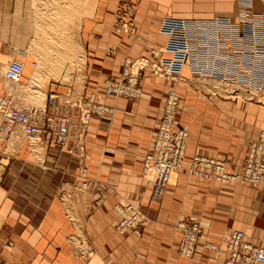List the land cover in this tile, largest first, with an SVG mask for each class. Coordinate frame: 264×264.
I'll list each match as a JSON object with an SVG mask.
<instances>
[{"label": "crops", "instance_id": "0c3cea01", "mask_svg": "<svg viewBox=\"0 0 264 264\" xmlns=\"http://www.w3.org/2000/svg\"><path fill=\"white\" fill-rule=\"evenodd\" d=\"M120 1L94 0L88 11L85 0L87 15L97 6L80 32L85 52L81 96L114 113L93 115L82 132L74 131L73 150L49 139L48 131L40 139L20 128L0 135V264H227L225 240L237 231L264 248V183L257 188L242 179L220 183L190 172L194 158L206 156L226 161L229 173L241 174L249 143L264 134L263 106L226 102L213 97L221 94L218 90L209 89L213 96H208L195 89L192 84L200 86V80L169 81L147 71L140 75L139 99L105 94L109 82L122 78L127 60L152 59V49L159 57L169 56L168 21L215 16L238 21L240 0H132L136 35L117 31ZM251 3L253 13L264 16V0ZM32 15L23 0H0V98L51 115L48 95L55 93L56 115L75 121L78 113L68 100L75 96L72 85L49 79L44 88L29 87L38 62L31 50ZM259 24L263 32L264 21ZM14 59L24 63L20 87L4 76ZM182 73L191 78L188 68ZM173 90L180 97L176 126L189 132L187 152L175 182L155 200L143 177V159L156 152L159 121ZM40 96H45L42 103ZM123 201L147 218L138 233L118 229L121 215L115 207ZM181 222L196 223L205 234L192 258L179 255ZM206 240L220 247L209 249Z\"/></svg>", "mask_w": 264, "mask_h": 264}, {"label": "built area", "instance_id": "2783aa9c", "mask_svg": "<svg viewBox=\"0 0 264 264\" xmlns=\"http://www.w3.org/2000/svg\"><path fill=\"white\" fill-rule=\"evenodd\" d=\"M134 5L132 0H121L116 10L118 17L117 31L136 35L137 28L133 24ZM238 21L230 17L215 16L212 18H192L180 21H168L167 32L170 40L165 49L169 56L159 57L152 49L154 57H142L134 61L127 60L122 78L109 82L105 94L115 99L126 96L139 99L142 96L140 87L141 72H151L155 76L175 82L193 80L218 82L254 93L260 99L264 96V28L259 24L264 16H257L252 11L251 0H240ZM37 63H34L36 66ZM188 68L191 78L185 77L182 71ZM5 78L13 84L22 83L24 63L14 59L4 70ZM48 100L52 114H46L39 107H18L8 96L0 98V114L3 124L0 135H12L17 128L33 139H40L45 131L48 138L62 147L74 149L73 120L69 115L58 116L54 108L58 105L59 96L49 93ZM180 97L171 91L166 99L163 115L155 136L153 155L143 159V177L151 184L152 196L161 200L169 187L175 182L187 152L189 132L177 128ZM69 107L79 111L80 123L86 119L84 127L93 115L114 113V109L98 104L91 97L71 103ZM80 130V129H79ZM78 130V131H79ZM200 168L211 170L202 173ZM193 175H204L220 183H229L242 179L257 188L264 183V134L249 143L248 153L242 165V173L233 175L227 171L226 161L196 156L190 170ZM115 209L121 215L118 225L120 231L132 230L136 233L147 222L146 216L130 202L123 201ZM182 232L179 244V255L192 258L200 239L205 234L196 223L181 222L177 225ZM230 258L227 264H259L264 263V248L254 246L245 241V233L237 231L225 240ZM207 248L216 250L218 245L208 240Z\"/></svg>", "mask_w": 264, "mask_h": 264}, {"label": "rangeland", "instance_id": "374dc122", "mask_svg": "<svg viewBox=\"0 0 264 264\" xmlns=\"http://www.w3.org/2000/svg\"><path fill=\"white\" fill-rule=\"evenodd\" d=\"M23 2L24 7L33 9L32 20L34 37L31 43V50L38 58L37 65L35 66L36 69L30 77L29 87L44 88L45 83L48 82L49 79H54L57 82L72 85L73 88H75V96L71 97L69 95L68 100L71 99L74 103L76 101L78 102V100L83 98L81 96V90L83 88L85 67V52L81 44L80 32L83 22L86 18L92 16L98 1L91 15H87L86 12H84V6L82 9L84 0H23ZM92 3L93 0H88L90 9ZM88 5H86L87 8H89ZM79 10H82L84 13L79 14ZM59 15H61V17ZM37 34L38 39H36ZM69 41L71 42L69 43ZM197 83H200L199 85L202 87L192 84L193 87L200 92L209 94L208 96H213L209 89H215L221 92V94H216L213 97L225 98L226 102L235 104L238 101H245L246 103H256L264 107V96L258 99L256 96L253 97L246 93H242L240 90L235 89L236 87L230 88L231 86L226 85H224L226 86L224 87L214 84L215 82L211 81H197ZM15 86L20 87L19 84ZM36 94L39 95L38 93ZM39 99L38 102L40 101V103H42L45 96H40ZM73 111L78 113L77 119L74 121L71 115H69V117L73 120V131L76 133L80 127L79 111L77 109Z\"/></svg>", "mask_w": 264, "mask_h": 264}, {"label": "bare ground", "instance_id": "6f19581e", "mask_svg": "<svg viewBox=\"0 0 264 264\" xmlns=\"http://www.w3.org/2000/svg\"><path fill=\"white\" fill-rule=\"evenodd\" d=\"M87 1V5H88V0H86ZM91 1V0H90ZM94 1V0H93ZM84 2H85V0H84ZM93 4V3H92ZM88 9H89V11H90V6L88 5ZM54 8H56V7H54ZM51 9V8H50ZM55 10V9H54ZM53 11V10H52ZM56 11V10H55ZM60 11V10H59ZM54 12V11H53ZM52 13V12H51ZM87 13H88V11H87ZM56 14V13H55ZM48 16H50V15H48ZM60 17H61V15H59ZM66 16V15H65ZM55 17V16H54ZM52 18V17H51ZM56 18V17H55ZM52 21H55V20H52ZM56 28V27H55ZM40 31V30H39ZM38 31V32H39ZM48 31V30H47ZM51 31V30H50ZM54 32V31H53ZM57 33V32H56ZM72 36V35H71ZM36 39H38V34H37V36H36ZM68 40V39H67ZM71 41H69V43H70ZM22 55H26V54H23L22 53ZM10 82V81H9ZM230 88H234V87H230ZM235 89H237V88H235ZM239 90V89H238ZM243 93H246V94H249V95H253V97H255V94L254 93H249V92H246V91H243V90H241ZM70 102H72V101H70ZM73 104H74V102H72ZM1 115V114H0ZM85 121H86V119H84V121L83 122H81L80 123V127H79V131L80 132H82L83 131V127H84V123H85ZM175 181V180H174Z\"/></svg>", "mask_w": 264, "mask_h": 264}]
</instances>
